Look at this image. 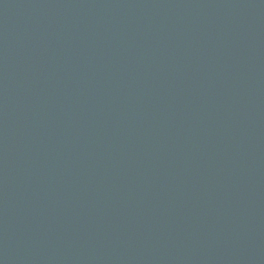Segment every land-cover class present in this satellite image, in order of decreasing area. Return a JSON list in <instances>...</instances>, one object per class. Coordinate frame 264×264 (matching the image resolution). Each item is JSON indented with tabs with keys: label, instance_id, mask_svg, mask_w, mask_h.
Here are the masks:
<instances>
[{
	"label": "water",
	"instance_id": "95a60500",
	"mask_svg": "<svg viewBox=\"0 0 264 264\" xmlns=\"http://www.w3.org/2000/svg\"><path fill=\"white\" fill-rule=\"evenodd\" d=\"M0 264H264V0H0Z\"/></svg>",
	"mask_w": 264,
	"mask_h": 264
}]
</instances>
